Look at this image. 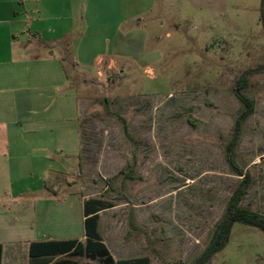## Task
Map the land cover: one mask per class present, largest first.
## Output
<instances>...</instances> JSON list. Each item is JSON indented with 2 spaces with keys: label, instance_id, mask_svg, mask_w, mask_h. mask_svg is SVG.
I'll list each match as a JSON object with an SVG mask.
<instances>
[{
  "label": "rangeland",
  "instance_id": "374dc122",
  "mask_svg": "<svg viewBox=\"0 0 264 264\" xmlns=\"http://www.w3.org/2000/svg\"><path fill=\"white\" fill-rule=\"evenodd\" d=\"M153 12L144 23L151 35L145 52L130 47V57L104 69L105 56L127 51L128 40H98L95 78L70 65L66 124L83 147L76 167L55 163L74 168L72 190L81 199L114 206L102 213L100 234L115 260L196 264L241 182L226 155L245 110L240 80L241 94L255 104L235 149L237 168L251 175L241 207L264 215V0H156ZM72 204L80 206L78 199ZM34 208L18 219L26 234L31 226L42 235L52 218ZM70 217L74 233L75 208ZM60 230L55 237L68 231ZM52 258L102 264L62 253ZM211 264H264V234L235 224Z\"/></svg>",
  "mask_w": 264,
  "mask_h": 264
},
{
  "label": "crops",
  "instance_id": "0c3cea01",
  "mask_svg": "<svg viewBox=\"0 0 264 264\" xmlns=\"http://www.w3.org/2000/svg\"><path fill=\"white\" fill-rule=\"evenodd\" d=\"M155 3L156 0H0L1 264H29L32 243L86 240L83 205L91 198L81 199L79 192H73L70 176L74 168L55 163L68 160L76 167L80 156L76 155L77 147H83L81 138L75 136L73 141L71 125L66 124L72 111L67 91L72 82L70 65L86 78H95L92 72L100 53L98 40L109 44L128 40L127 51L114 48L105 56L104 69L115 66L114 59L130 57L131 50L145 52L151 35L144 23L154 18ZM125 28L128 32L124 35ZM73 199H78L80 206L74 207ZM33 205L36 212L42 207L41 214L52 218L51 226L42 235L39 228L37 235L31 226L30 235L26 234L18 219L32 216ZM73 207L78 217L74 233L70 217ZM104 211L99 213L100 233ZM57 228L68 231L65 236L55 237L62 234Z\"/></svg>",
  "mask_w": 264,
  "mask_h": 264
},
{
  "label": "trees",
  "instance_id": "16d2710c",
  "mask_svg": "<svg viewBox=\"0 0 264 264\" xmlns=\"http://www.w3.org/2000/svg\"><path fill=\"white\" fill-rule=\"evenodd\" d=\"M241 82L242 80H240L236 93L245 110L236 120L233 138L226 150L227 160L237 172V176L241 178V182L230 198L226 213L213 230L210 240L200 254L196 264H211L212 259L227 247L233 226L237 223L253 227L264 234V215L241 207L242 199L251 185V175L237 168L235 149L242 135L243 124L253 114L255 105L252 100L241 94L239 90L241 89ZM124 131L128 135L126 123H124ZM113 207L112 204H108L102 199H89L85 201L83 209L86 240L84 242L64 240L32 243L29 251V264H81L64 259L54 262L52 256L57 255V253L67 254L70 257H85L90 260H99L102 264H151L149 258L115 260L111 255L99 232V213ZM2 253L3 247L0 245V264L2 263Z\"/></svg>",
  "mask_w": 264,
  "mask_h": 264
}]
</instances>
